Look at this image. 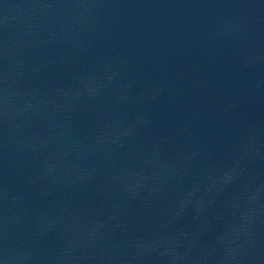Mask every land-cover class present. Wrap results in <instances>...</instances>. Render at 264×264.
Wrapping results in <instances>:
<instances>
[{
  "label": "water",
  "instance_id": "95a60500",
  "mask_svg": "<svg viewBox=\"0 0 264 264\" xmlns=\"http://www.w3.org/2000/svg\"><path fill=\"white\" fill-rule=\"evenodd\" d=\"M0 264H264V0H0Z\"/></svg>",
  "mask_w": 264,
  "mask_h": 264
}]
</instances>
